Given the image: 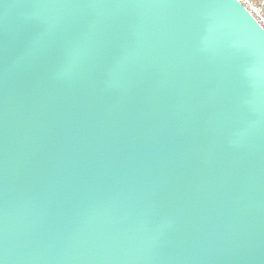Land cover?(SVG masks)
Listing matches in <instances>:
<instances>
[{"label":"water","instance_id":"95a60500","mask_svg":"<svg viewBox=\"0 0 264 264\" xmlns=\"http://www.w3.org/2000/svg\"><path fill=\"white\" fill-rule=\"evenodd\" d=\"M0 264H264L239 0H0Z\"/></svg>","mask_w":264,"mask_h":264},{"label":"built area","instance_id":"2783aa9c","mask_svg":"<svg viewBox=\"0 0 264 264\" xmlns=\"http://www.w3.org/2000/svg\"><path fill=\"white\" fill-rule=\"evenodd\" d=\"M264 28V0H239Z\"/></svg>","mask_w":264,"mask_h":264}]
</instances>
